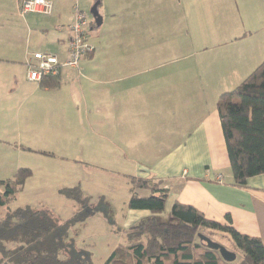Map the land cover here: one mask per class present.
I'll return each mask as SVG.
<instances>
[{"label":"crops","instance_id":"1","mask_svg":"<svg viewBox=\"0 0 264 264\" xmlns=\"http://www.w3.org/2000/svg\"><path fill=\"white\" fill-rule=\"evenodd\" d=\"M21 1L0 0L3 11L0 17L9 15L16 19L0 21V89L13 92L2 97V108L14 103L18 107L17 116L23 119L38 111L49 116L61 114L66 124L71 119L85 120L91 135L84 134L83 145L90 151H83V155H93L94 151L97 154L100 147L112 151L115 161L125 170L127 183L128 175L164 181V187L169 190L166 209L171 211L178 201L194 206L207 218L222 224L228 223L230 215L232 225L239 232L264 240V173L251 177L245 186L235 184L218 110L220 95L239 85L246 78L239 83L243 75L262 61L264 54H259L264 53V45L257 46L253 34L260 28L264 36V9L261 8L260 26L233 33L237 44H248L235 54L250 51L248 57L226 56L220 67L226 77L219 78L218 85H211V80L206 78L199 89L193 85L187 95L179 90L175 95L167 92L164 75L153 62L165 56L164 36L155 32L133 36L135 25L126 21L130 16L148 19L144 11L151 8L146 1H152L155 25L162 27L164 9L171 2L176 3L175 0H146L143 5H139L140 0L130 3L119 0V10L111 16L102 7L103 0L99 1L97 9L102 22L89 20V42L93 49L81 58L77 68L65 67L59 78L44 80L55 79L52 84L30 80L28 62L38 51L56 54L61 60L68 57L69 26L76 5L81 8L83 1L52 0L54 8L50 14H23ZM119 17L124 20L119 21ZM51 32L54 44L49 48ZM5 34L13 38L5 36L3 40ZM108 34L111 38L106 40ZM228 43L226 40L221 45L226 47ZM173 46L176 48V44ZM200 70L190 71L199 73V79H191L195 83H202L201 77H206L205 69ZM236 75L237 79L232 80ZM154 106L161 111H158L159 119L150 115ZM137 192L142 196L149 194L145 189ZM152 215L149 210L128 209L125 225ZM0 264L10 263L2 261L0 254Z\"/></svg>","mask_w":264,"mask_h":264},{"label":"rangeland","instance_id":"2","mask_svg":"<svg viewBox=\"0 0 264 264\" xmlns=\"http://www.w3.org/2000/svg\"><path fill=\"white\" fill-rule=\"evenodd\" d=\"M82 1L80 6L88 15L89 20L96 22L91 10L96 3L102 0ZM127 1L130 3V0ZM135 1L139 2V0ZM144 1L146 0H140L139 5H143ZM175 1L182 4L178 6L175 2H171V6L164 9L162 27L155 25L152 1H146L151 8L144 11L145 16L148 14V19L140 20L139 16H130L126 18V21L127 23L133 22L135 25L134 31H131L133 36L142 32L146 34L155 32L164 36L167 51L160 60L153 61L154 67L160 69L161 75H164L162 78L166 81L167 92L172 91L177 95L179 90L187 95L190 87L196 85L195 89H199L206 78L211 80L209 82L211 85H218L219 78L226 77V74L220 72L226 56L234 54L243 58L250 55V51L235 54L248 44H237L233 33L243 28L261 25L264 0H259L260 2L254 0ZM118 3L119 0H103L102 7H105L111 16L119 10ZM2 14L3 11H0V16ZM8 19L16 20L9 15L0 17V21L3 22ZM118 20L122 21L124 18L119 17ZM253 35L258 43L257 46L261 43L264 45L262 29L259 28ZM5 36L13 38L11 34H5L2 37L3 40ZM52 38L53 32L49 35L51 40L47 44L49 48L54 44ZM110 38L108 34L106 40ZM114 40L117 41L116 36ZM226 40L230 44L224 47L221 42ZM51 50L55 51V49ZM263 54L261 52L259 56ZM262 61H258L256 67ZM151 66L153 67V63ZM239 67L241 68V62ZM195 69H205L206 77H201L202 83L194 82L199 79V73L190 71ZM186 71L188 72L183 73ZM252 71L243 75L239 83ZM231 79L235 81L237 75L232 76ZM161 84L163 86V83ZM203 88H205L204 85ZM231 88L234 89L232 86ZM205 91H208L207 87ZM12 93V91L0 89V177L2 179L12 178L20 168H30L32 175L15 199L0 209V217H4L9 209L30 206L34 209H50L64 222L72 220L76 213L82 210V206L76 200L66 196L62 189L80 186L84 197H88L90 207L84 213L85 219L72 224L69 238L73 239L78 247L88 249L93 253L94 264H103L117 246L127 243L129 241L128 232L134 224L149 223L153 218L160 221L173 219L171 211L166 209L151 217L144 216L130 226L125 225L128 219L127 202L130 197V186L123 173L125 170L120 163L115 161L116 156L113 152L103 151L100 147L97 154L94 151L93 155H83V151H90L83 145L84 134L89 132L88 134L91 135V130L85 120L79 122L78 118L71 119L66 124L61 114L56 113V116H49L44 113L40 114L38 111L32 112L27 119H23L22 116H17L18 107L15 108L14 103H9L5 109L2 108V97ZM209 95L212 96V93ZM161 101H164L162 96ZM180 109L183 107L181 106ZM158 111L159 108L152 107L151 117L158 118ZM185 112L186 110L183 111V116ZM167 114H169L168 110ZM26 122L29 124L25 125ZM0 190H3L1 185ZM198 232H202L227 249L241 254L229 233L207 228H201Z\"/></svg>","mask_w":264,"mask_h":264},{"label":"trees","instance_id":"3","mask_svg":"<svg viewBox=\"0 0 264 264\" xmlns=\"http://www.w3.org/2000/svg\"><path fill=\"white\" fill-rule=\"evenodd\" d=\"M54 80L42 82L52 84ZM218 110L234 182L245 186L251 177L264 173V60L234 89L220 95ZM31 175L30 168H20L12 178L0 177V209L15 199ZM128 183L129 209L149 210L153 215L164 212L169 191L164 181L128 175ZM138 189L148 190L149 194L142 196ZM62 192L82 206L72 220L64 222L50 209L30 206L9 209L0 217L2 261L94 264L93 253L69 238L72 224L85 219L84 213L90 207L88 197H84L80 186ZM170 214L173 219L169 221L153 218L149 223L134 224L128 232L129 241L117 246L103 264H264V240L239 232L230 215L228 223L222 224L178 201ZM201 228L229 233L241 254L237 253L233 262L226 261L219 250L209 248L200 239Z\"/></svg>","mask_w":264,"mask_h":264},{"label":"built area","instance_id":"4","mask_svg":"<svg viewBox=\"0 0 264 264\" xmlns=\"http://www.w3.org/2000/svg\"><path fill=\"white\" fill-rule=\"evenodd\" d=\"M21 8L23 14L28 12L50 14L54 8V2L52 0H22ZM69 28L71 36L68 57L61 60L53 53L35 52L28 62L30 80L42 82L48 78H59L65 67L77 68L81 58L93 49L89 42V19L77 5L74 20Z\"/></svg>","mask_w":264,"mask_h":264},{"label":"water","instance_id":"5","mask_svg":"<svg viewBox=\"0 0 264 264\" xmlns=\"http://www.w3.org/2000/svg\"><path fill=\"white\" fill-rule=\"evenodd\" d=\"M97 6H98V3H96L93 6L91 12L95 16L97 24H100L102 22V17L97 9ZM198 236L200 237L202 241H204L207 244L209 248L219 250L223 259H225L226 261L233 262L237 259L236 252L227 249L224 245L213 241L211 238H209L208 236L204 235L201 232L198 233Z\"/></svg>","mask_w":264,"mask_h":264}]
</instances>
